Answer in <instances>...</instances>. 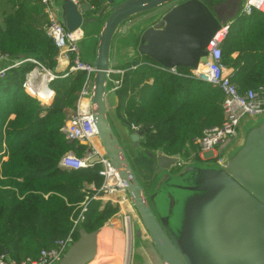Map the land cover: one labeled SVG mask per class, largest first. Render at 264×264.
I'll use <instances>...</instances> for the list:
<instances>
[{
  "label": "water",
  "instance_id": "obj_1",
  "mask_svg": "<svg viewBox=\"0 0 264 264\" xmlns=\"http://www.w3.org/2000/svg\"><path fill=\"white\" fill-rule=\"evenodd\" d=\"M105 1L110 11L97 35L87 89L99 140L139 219L130 264H264V112L242 118L220 163L180 167L181 154L141 145L147 128L133 131L121 123L118 96L109 87L113 69L136 57L167 69L199 67L212 37L234 15L215 13L204 0ZM91 8L86 0H67L64 25L88 31L95 17L83 15ZM121 45L129 48L127 58L120 56ZM133 151L152 164L158 179L151 187L133 164ZM99 230L79 224L78 238L54 264H86L97 256Z\"/></svg>",
  "mask_w": 264,
  "mask_h": 264
},
{
  "label": "trees",
  "instance_id": "obj_2",
  "mask_svg": "<svg viewBox=\"0 0 264 264\" xmlns=\"http://www.w3.org/2000/svg\"><path fill=\"white\" fill-rule=\"evenodd\" d=\"M87 1L96 8L101 5V0ZM47 26L41 0H0L2 52L15 58L33 56L55 69L58 49L46 32ZM223 61L234 68L233 82L240 91L264 85V12L253 10L235 18L223 44ZM156 64L143 57L116 76L123 82L122 118L147 128L141 141L145 149H161L188 159L187 145L194 149V139L204 128L221 124L223 93L184 76L190 68H178L180 75ZM31 67L30 63L14 67L0 77V153H6L0 158V255L7 247L6 258L17 263L36 258L41 249L66 237L81 202L94 192L86 184L97 189L103 182L97 167L78 171L59 164L69 150L84 149L68 142L60 129L69 110L76 107L87 73L76 71L55 79V96L43 106L22 87ZM116 210L110 203L92 200L82 223L92 231Z\"/></svg>",
  "mask_w": 264,
  "mask_h": 264
},
{
  "label": "built area",
  "instance_id": "obj_3",
  "mask_svg": "<svg viewBox=\"0 0 264 264\" xmlns=\"http://www.w3.org/2000/svg\"><path fill=\"white\" fill-rule=\"evenodd\" d=\"M75 4H79L80 0H71ZM44 6V12L48 18L47 34L53 39L58 49V60H66L70 65V73L58 75L45 63L33 56H24L21 58H11L12 56L0 50V60L8 61V67L0 71V77H4L6 72L14 67H20L27 63L32 65L31 69L26 73L22 87L24 91L37 98L41 103L45 104L53 99L55 92L51 87L53 81L59 77H66L76 71H85L87 73V81L83 86L79 98L77 99V111L71 115L61 127V132L71 144L84 146L81 155H77L73 150L65 153L60 160V167L66 170H88L98 168V173L103 178L100 188H95L93 197L87 196L83 202L82 209L78 216L73 219V225L70 234L66 238H60L55 241L54 245L49 248L40 250L36 258H30L17 263L10 261L4 254L0 255V264H54L57 263L68 245L74 241L73 234L77 231L78 225L84 220V213L88 208V202L93 198H106L111 195L110 199L116 194H123L122 199L118 202H129L125 185L122 182L115 167L112 165L109 157L106 156L98 136V130L92 115L90 104L87 106L84 102L90 101V91L87 89L88 80L93 71V66L85 62L81 57L80 39L81 33L79 29L68 30L64 23L59 19L56 9V0H41ZM253 10L264 12V0H245L242 4L241 12L243 14H251ZM231 24L226 22L222 25L210 43L206 47L207 61L200 63L199 67L191 69L184 76L196 78L206 82L214 87L219 88L223 93L222 111L223 120L221 124L206 127L201 135L194 139L196 150L187 145L191 157L194 155L200 157L201 161L217 163L221 162L224 149L233 142L239 132L241 120L246 115H256L264 112V85L258 89H247L240 91L237 84L233 82L234 68L229 67L223 61V44L230 31ZM162 70H166L173 74H180L178 68H164L160 64H156ZM124 69H113L110 75L111 89L119 93L121 80L112 75L123 73ZM45 89L44 93H41ZM45 94V95H44ZM44 95V96H43ZM44 99H46L44 101ZM130 128L135 131L143 129L139 125L130 124ZM194 156V157H195ZM185 159L179 165L183 167L192 158ZM117 200V199H116ZM129 204V203H128ZM126 220V240L128 243V257L125 264H130L131 255V215L125 214Z\"/></svg>",
  "mask_w": 264,
  "mask_h": 264
},
{
  "label": "crops",
  "instance_id": "obj_4",
  "mask_svg": "<svg viewBox=\"0 0 264 264\" xmlns=\"http://www.w3.org/2000/svg\"><path fill=\"white\" fill-rule=\"evenodd\" d=\"M66 1L67 0H56V9H57V14H58V17L59 19L63 22L64 20V6L66 4ZM87 1V0H86ZM245 0H243V3H244ZM89 4H91L89 1H87ZM211 2H213V0H211ZM208 4V1L206 2ZM242 5V4H241ZM92 8L89 12H87L86 14L83 15V17H86V16H90V17H95V22L93 24L90 25L88 31L86 32H83L81 31L80 27L77 28L80 30V33H81V39H80V42H79V45H80V51H81V57L82 59L89 63L90 64V60H92L93 58H95V55H96V46H97V42H98V32H99V29H100V26H101V22L102 20L104 19V17L108 14V12L110 11V7H109V4H107V2L105 0H101V5L99 8H96L93 4H91ZM242 8V7H241ZM241 8L234 14H231L230 16H233L234 15V18H232L231 20H228L226 22H229L231 25L233 24L235 18L240 15V14H243L241 12ZM128 47H125L124 45H121V48H120V56L123 57V58H127L128 56ZM113 50H114V45H113ZM236 56V53L232 54L231 57H235ZM12 59L15 58L14 56L11 57ZM136 60H142L143 61V58L141 57H136L134 58L131 62H126L124 66H121L119 67L121 70L127 66V65H130L132 64L134 61ZM57 67L55 69H52L56 74L58 75H63V74H67V73H70V65L69 63L66 61V60H61L59 61L58 58H57ZM142 63V62H141ZM146 63V62H145ZM226 64V63H225ZM9 65V62L8 61H3V60H0V71L6 67H8ZM128 69H125V71H127ZM124 71V72H125ZM123 72V73H124ZM123 73H118L116 74L119 75V74H123ZM68 76V75H67ZM120 80H121V83H122V78L121 77H118ZM110 84V83H109ZM111 88V87H110ZM121 85H120V89H119V93L117 94L118 96V100H119V107H121V104H122V98H121ZM55 96V95H54ZM54 98V97H53ZM79 98V96H78ZM53 100V99H52ZM52 100L48 101V102H45V104L49 105ZM39 103L43 106H45V104L41 103V101L39 100ZM76 105H77V102H76ZM222 105V104H221ZM76 108V107H75ZM70 112L72 110H69ZM125 122V121H123ZM130 124L131 123H126V125H128L127 127H130ZM130 130V129H129ZM132 131V130H131ZM143 139V138H142ZM84 147V146H83ZM196 150V149H194ZM133 152H138L140 153L139 151H133ZM132 152V153H133ZM195 156V155H194ZM191 157V152H190V157L192 158V160L190 161H199V162H205V161H201L200 160V157L198 156L197 154V157ZM189 157V158H190ZM188 158V159H189ZM4 159H6L4 157ZM196 159V160H195ZM140 171H139V169ZM138 172L139 174L141 175V177L145 178L146 176H150L151 177V173H152V167L151 168H148L147 170H145L141 164L138 165ZM152 178V177H151ZM155 178V182L157 181L158 177H154ZM153 179V178H152ZM89 185H92V184H89ZM95 187V186H94ZM94 192L95 189H94ZM111 195L107 196L105 199L104 198H93L92 200H99L101 201L102 204H105V203H112V205H114V207L117 208L116 212L106 221L104 222V224L99 227V228H96V229H100L99 230V233H98V240H97V254H103L105 256L104 260L103 261H106L108 263L106 264H125V261L128 257V254L125 252L123 258H122V261L121 262H118V261H114V258L113 256H107V254H105V252H102L100 250V238H107V236H109V230H107L106 228L110 225V226H115V228L119 229L118 232H119V235L118 237L119 238H126V231H125V227H126V220H125V214H130L131 215V238H133V223L134 222H138L139 219H138V216H137V213L135 212V210L133 209L132 205H131V202H123V203H120L118 202L120 199H122L123 197V194H119V193H116L111 199H110ZM87 198V197H86ZM85 198V200H86ZM117 199V200H116ZM84 200V201H85ZM90 200V201H92ZM83 201V202H84ZM89 203V202H88ZM129 203V204H128ZM83 204V203H82ZM82 206L81 205V209H82ZM81 211V210H80ZM80 213V212H79ZM78 216V215H77ZM76 218V217H75ZM73 225V224H72ZM80 225H83V223L81 222ZM84 226V225H83ZM105 226V227H104ZM72 228V226H71ZM105 228V229H104ZM109 228V227H108ZM71 230V229H70ZM95 230V229H94ZM70 234V231L68 232L67 236ZM75 234H77V238H78V233L77 231L73 234V237H74V240H75ZM104 235L105 237H100ZM66 236V237H67ZM64 237V238H66ZM117 237V236H115ZM126 240V239H125ZM127 242V241H126ZM52 247V246H50ZM117 252V251H116ZM115 252V253H116ZM112 255H114V253H112ZM131 257V255H130ZM107 259V260H106ZM100 262L102 260H99ZM102 261V262H103ZM95 263V262H93ZM92 263V264H93ZM99 263V262H98ZM97 264V263H96Z\"/></svg>",
  "mask_w": 264,
  "mask_h": 264
},
{
  "label": "rangeland",
  "instance_id": "obj_5",
  "mask_svg": "<svg viewBox=\"0 0 264 264\" xmlns=\"http://www.w3.org/2000/svg\"><path fill=\"white\" fill-rule=\"evenodd\" d=\"M112 78H115L116 77V75H112L111 76ZM111 86V83L109 84V87ZM51 87H52V85H51ZM53 88V87H52ZM55 92V91H54ZM35 99H37V98H35ZM89 99H90V97H89ZM38 100V99H37ZM84 104L87 106L88 104H90V101H89V103H88V101H86V102H84ZM45 105H47V104H45ZM91 108V107H90ZM75 111H77V108H75V109H73L71 112H70V115L68 116V118L71 116V115H73L74 113H75ZM117 116L122 120L121 121V123L123 124V125H126V122H123L124 120H123V118H122V112L120 111V108H117ZM67 118V119H68ZM66 119V120H67ZM4 150V149H3ZM77 155H81L82 153H83V151L84 150H76V149H72ZM70 151V150H69ZM188 151V150H187ZM3 154H6V153H4V151H2L1 153H0V158L3 156ZM6 158V157H5ZM2 159H4V158H2ZM196 160V159H195ZM210 162H214V161H210ZM217 163V162H216ZM180 168H178V169H175L174 170V173L175 172H177L178 170H179ZM86 187H89V188H92L93 189V191H94V189L96 188V187H94L93 185H89V184H86ZM88 188V189H89ZM98 189V188H97ZM95 195V192H93V194L92 195H90L89 197L91 198V197H93ZM82 203L83 202H81V205H82ZM112 204V203H111ZM105 227V226H104ZM109 227V228H108ZM106 229L107 230H109V236H107V238L105 237V238H100V250L102 251V252H105V254H107V256H113V258H114V261H118V262H121L122 261V258H123V256H124V254H125V252L127 253L128 251H127V245H126V241L127 240H125V238H117L118 237V235H119V232H118V230L119 229H117V228H115V226H108ZM105 229V228H104ZM115 236H117V237H115ZM117 251V252H116ZM116 252V253H115ZM112 253H114V255H112ZM104 258H105V256H103V257H99L98 259H95V260H93V261H91V262H89L88 264H92L93 262H95V263H93V264H106V263H108V262H106V261H103L104 260ZM111 258V257H110ZM99 260H102L101 262L99 261ZM107 260V259H106ZM99 262V263H98Z\"/></svg>",
  "mask_w": 264,
  "mask_h": 264
},
{
  "label": "flooded vegetation",
  "instance_id": "obj_6",
  "mask_svg": "<svg viewBox=\"0 0 264 264\" xmlns=\"http://www.w3.org/2000/svg\"><path fill=\"white\" fill-rule=\"evenodd\" d=\"M204 1L205 2L208 1V5L211 7V9L215 13H219V14L225 15V16H230L231 14L236 13L242 7L241 4H243V0H213V2H211V0H204ZM131 158H132V162L136 168H138L139 164H141V165L145 164L149 168L152 167V164L145 157H143L141 155V153L133 152L131 154ZM137 159H139L138 164L136 162ZM139 171H140V169H139ZM155 175H156L155 172L152 171L151 177L153 179L150 176H146L145 178L143 177V180L148 187H151L155 183V178H154Z\"/></svg>",
  "mask_w": 264,
  "mask_h": 264
},
{
  "label": "bare ground",
  "instance_id": "obj_7",
  "mask_svg": "<svg viewBox=\"0 0 264 264\" xmlns=\"http://www.w3.org/2000/svg\"><path fill=\"white\" fill-rule=\"evenodd\" d=\"M120 69V68H119ZM129 69V68H128ZM125 70V69H124ZM123 83V82H122ZM85 85V84H84ZM42 92L41 93H44L45 92V89H42L41 90ZM45 95V94H44ZM43 95V96H44ZM46 99H44V101H45ZM76 112V111H75ZM100 237H105L104 235H102V236H100ZM117 238H119V237H117ZM126 245H127V247L129 246L128 245V243H126ZM104 255L103 254H97V256H95L93 259H89L88 261H87V263L86 264H88L89 262H91V261H93V260H95V259H98L99 257H103Z\"/></svg>",
  "mask_w": 264,
  "mask_h": 264
}]
</instances>
